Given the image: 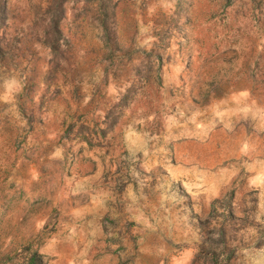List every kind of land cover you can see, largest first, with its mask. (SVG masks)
Returning <instances> with one entry per match:
<instances>
[{"label": "rangeland", "instance_id": "rangeland-1", "mask_svg": "<svg viewBox=\"0 0 264 264\" xmlns=\"http://www.w3.org/2000/svg\"><path fill=\"white\" fill-rule=\"evenodd\" d=\"M0 264H264V0H0Z\"/></svg>", "mask_w": 264, "mask_h": 264}]
</instances>
